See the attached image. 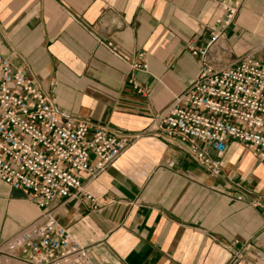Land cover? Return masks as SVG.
I'll use <instances>...</instances> for the list:
<instances>
[{"label": "crops", "instance_id": "obj_1", "mask_svg": "<svg viewBox=\"0 0 264 264\" xmlns=\"http://www.w3.org/2000/svg\"><path fill=\"white\" fill-rule=\"evenodd\" d=\"M216 16L211 0H0V56L15 71L73 126L140 134L49 206L96 264H264V156L229 141L214 177L149 129L194 81L188 45L207 44ZM246 55L264 66V0H245L208 53L221 67ZM39 213L0 181V242Z\"/></svg>", "mask_w": 264, "mask_h": 264}, {"label": "built area", "instance_id": "obj_2", "mask_svg": "<svg viewBox=\"0 0 264 264\" xmlns=\"http://www.w3.org/2000/svg\"><path fill=\"white\" fill-rule=\"evenodd\" d=\"M211 1L217 16L207 44L188 45L190 55L199 57L198 73L156 114L149 129L165 142L185 145L189 157L217 177L229 141L249 147L257 158L264 156V66L252 55L225 67L208 56L245 0ZM131 68L145 72L147 65ZM139 136L84 121L73 126L45 91L0 56V181L22 191L40 212L0 242V264H96L89 249L59 224L49 206L82 191L83 174L97 177Z\"/></svg>", "mask_w": 264, "mask_h": 264}]
</instances>
